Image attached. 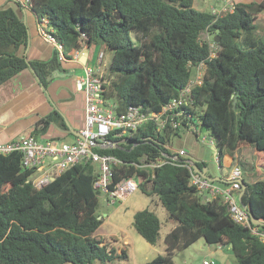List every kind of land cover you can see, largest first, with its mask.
Here are the masks:
<instances>
[{"label": "trees", "instance_id": "obj_1", "mask_svg": "<svg viewBox=\"0 0 264 264\" xmlns=\"http://www.w3.org/2000/svg\"><path fill=\"white\" fill-rule=\"evenodd\" d=\"M30 1L37 21L48 19L64 59L54 47L46 60L18 55L28 44V26L12 7L2 8L0 84L28 68L47 93L53 73L64 70L62 63L74 50L103 45L112 51L105 94L116 101V112L131 106L158 111L187 83L191 65L203 61V81L192 89L189 109L215 136L219 164L223 148L231 158L245 147L264 152V37L251 35L264 0L233 3L232 11L219 15L195 8L193 0ZM205 32L208 40L201 37ZM50 102L52 110L31 131L36 137L51 124L67 128L63 113ZM181 132L161 134L147 123L115 147L100 150L121 161L112 166V181L134 176L138 188L155 195L173 223L163 237L165 253L144 264H175L174 254L199 238L228 246L234 264H264V242L230 218L221 197L202 202L189 185L186 167L164 163L148 171L134 165L143 154L156 157L166 151L164 144ZM195 164L206 166L196 159ZM30 173L22 166L21 152L0 154V264H106L128 258L126 246L117 247L113 236H97L103 219L97 212L99 191L93 188L96 164L77 163L41 189L26 182ZM241 184L249 216L264 220V179ZM132 225L146 242L157 243L161 221L153 210H137Z\"/></svg>", "mask_w": 264, "mask_h": 264}, {"label": "built area", "instance_id": "obj_2", "mask_svg": "<svg viewBox=\"0 0 264 264\" xmlns=\"http://www.w3.org/2000/svg\"><path fill=\"white\" fill-rule=\"evenodd\" d=\"M24 5L30 7L31 1L25 0ZM227 11H232V6L212 9V13L217 15ZM48 23V19L42 17L41 21H38V32L58 50L59 58L63 60V47L53 36ZM210 46L213 47V42H210ZM83 48L74 50L72 57L76 58L82 54ZM102 58L103 53H99L98 65L86 64L82 74L76 79L84 95V122L79 129L81 136H75L74 140L67 142L58 137L40 139L31 133L21 134L9 141L0 142V154L21 152L22 166L31 170L26 182L36 189L48 185L57 175L77 163H94L97 166V176L93 188L105 196L107 204L119 205L138 189L137 180L132 176L113 182L112 166L121 161L114 155L100 150L115 147L119 141L124 140L121 137L130 135L132 131L147 123L154 125L156 131L161 134L166 130H178L197 137L199 134L197 117L189 109L192 107L191 91L202 84L206 67L203 61L191 65V75L187 83L158 111L131 106L126 111L118 113L115 110L114 98L105 94V85L109 83V79L108 72L102 71ZM205 140V137L201 138L202 142ZM207 143L212 145L210 139ZM164 147L166 151H162L160 155L151 157L143 154L134 165L148 171L164 163L186 167L190 173L189 185L194 186L199 195L205 196L207 200L221 197L226 203L230 218L235 223L248 227L252 234L264 242V230L253 226L247 210L238 201L243 171L237 164L230 170L229 175L221 177L223 180L212 181L194 170L195 158L184 147L172 148L170 144H164ZM217 246L221 248L225 245ZM204 264L209 263L204 261Z\"/></svg>", "mask_w": 264, "mask_h": 264}, {"label": "rangeland", "instance_id": "obj_3", "mask_svg": "<svg viewBox=\"0 0 264 264\" xmlns=\"http://www.w3.org/2000/svg\"><path fill=\"white\" fill-rule=\"evenodd\" d=\"M193 2L194 5L200 9L210 11H212L213 8L220 9L221 5V0H193ZM228 6L230 7L232 4H229ZM254 21L257 27L251 31V35L253 37H264V10ZM201 37L207 40L210 38L206 32L202 33ZM102 53L103 58L101 68L103 72L107 73L112 57V51L110 49H104ZM94 54V58H96V53ZM95 63L98 65L97 60ZM196 121L199 134L197 137L192 135V142L194 144H186V131H184L180 133V136H174L171 139L170 146L172 148L184 147L188 152L194 149L195 157L191 156L196 160H201L206 163V173L211 177H223L229 175L230 170L237 164L243 171V178L246 182L264 179V152L260 154L254 153L252 147L240 148L237 150V157L239 159H233L230 157L229 151L226 148H223V160L221 164H219L218 145L215 136L210 129L200 125L198 117ZM202 137L206 138L205 142L201 141ZM209 139L212 141L213 147L208 146L207 141ZM64 140L70 142L74 140V137L68 135ZM245 171H247V174H244ZM98 199L99 207L97 212L103 219L102 224L98 229L100 235L103 230H106L113 234V237L119 244L122 243L123 236H127L130 242V245H125L128 251V258L126 260H117L115 258L108 261L106 264H144L158 254L162 255L165 253L163 237L173 223L167 219L165 208L155 195H148L138 188L119 205L107 204L105 196L102 193H99ZM143 208L153 210L161 221L160 236L157 243L154 245L146 242L132 225L133 214L137 210ZM115 225L120 227L121 230L117 229ZM101 236L105 237L106 235ZM217 245L219 244H207L203 238H199L188 247L176 252L173 260L175 264H204V261L210 264H234L236 259L231 249L228 246L219 248ZM93 264L102 263L96 260Z\"/></svg>", "mask_w": 264, "mask_h": 264}, {"label": "crops", "instance_id": "obj_4", "mask_svg": "<svg viewBox=\"0 0 264 264\" xmlns=\"http://www.w3.org/2000/svg\"><path fill=\"white\" fill-rule=\"evenodd\" d=\"M24 1L0 0V9L12 7L28 26V44L26 47L19 48L17 54L25 55L27 59L46 60L52 54L53 45L40 36L36 15L30 7L24 5ZM252 1L260 2L262 0H221L220 8L237 2L249 3ZM193 6L199 10H204L194 5V2ZM104 49L103 45H97L89 48L87 55L79 54L76 58L72 57L69 60H65L62 63L64 70H57L53 73V79L48 85L47 93L43 91L35 75L28 68L19 71L13 77L0 84V142L9 141L21 134L31 133L37 120L52 110L50 100L63 113L66 123L74 129H81L84 122V95L79 89L76 79L77 76L82 74L86 64L96 66L97 56ZM94 53H96V58H94ZM68 135L75 138L74 135L68 132L67 128L61 129L51 124L45 133L37 135V137L40 139L47 137L65 139ZM185 138L186 144H194L192 142V134L186 133ZM237 152L234 153L233 159H239ZM253 152L256 153L254 149ZM188 153L195 157L194 149ZM115 227L121 230L120 227L116 225ZM101 235L113 236L112 233L106 230H103ZM101 235L99 230H97V236L102 237ZM116 243L117 247L130 245L127 236H123L122 243L119 244L117 241Z\"/></svg>", "mask_w": 264, "mask_h": 264}, {"label": "water", "instance_id": "obj_5", "mask_svg": "<svg viewBox=\"0 0 264 264\" xmlns=\"http://www.w3.org/2000/svg\"><path fill=\"white\" fill-rule=\"evenodd\" d=\"M116 18L117 19L120 18L119 12H116ZM218 40H219V36H214L213 37V41L214 42H218ZM88 51H89V46L86 45L83 48V50H82V54L87 55V52ZM234 102H235V100H234ZM66 124H67V130H68V132H70L74 136H81L78 129L72 128L68 123H66ZM209 146L210 147H213L212 145H209ZM193 168H194L195 171H197L198 173H200L203 177H205L207 179H210L212 181H214V180H223L221 177H211V176L207 175V173H206L207 172V166H198L197 164H194L193 165ZM244 190H245V185L243 184L241 186V191L239 192L238 201L243 206V208L247 209V207L242 203V200H241V196H242ZM204 201H205V196L203 197L202 202H204ZM250 218H251V221H252L253 224L263 225L264 226L263 220L256 219L253 216H250Z\"/></svg>", "mask_w": 264, "mask_h": 264}]
</instances>
